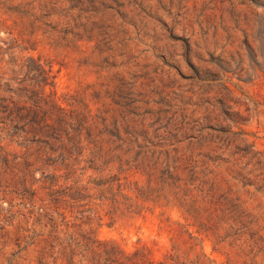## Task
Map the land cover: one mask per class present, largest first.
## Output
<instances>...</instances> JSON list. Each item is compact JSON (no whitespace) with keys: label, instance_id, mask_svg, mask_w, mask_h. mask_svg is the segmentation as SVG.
Returning a JSON list of instances; mask_svg holds the SVG:
<instances>
[{"label":"rangeland","instance_id":"rangeland-1","mask_svg":"<svg viewBox=\"0 0 264 264\" xmlns=\"http://www.w3.org/2000/svg\"><path fill=\"white\" fill-rule=\"evenodd\" d=\"M49 1H57L52 15H46ZM91 1L0 0L1 88L16 59L41 56L51 64L46 91L61 106L74 103L92 114L108 109L111 122L125 115L123 125L141 129L138 142L154 150L148 157L162 159L176 148L195 171L181 174L190 187L202 181L204 191L227 196L226 206L239 210L221 222L217 244L211 232H194L196 239L180 234L185 215L172 203L149 201L138 214L112 215L100 188L88 184L89 196L66 208L75 226L53 232L36 214L48 190L40 181L30 187L41 170L32 178L6 169L4 153L24 148L8 144L0 128V264H64L59 243L86 232L126 252L144 247L155 260L174 248L217 264H264V53L256 37L263 8L248 0H159L170 11L146 14L133 0H93V7ZM47 21L55 30L44 32ZM66 26L72 33H63ZM31 29L34 49L26 42ZM129 173L145 184V174Z\"/></svg>","mask_w":264,"mask_h":264},{"label":"trees","instance_id":"trees-1","mask_svg":"<svg viewBox=\"0 0 264 264\" xmlns=\"http://www.w3.org/2000/svg\"><path fill=\"white\" fill-rule=\"evenodd\" d=\"M248 1L255 8L264 10V0ZM133 2L140 12L146 14L157 13L161 8L170 11V8L159 6V0ZM56 3L49 1L46 4V7L50 4L46 15L56 13ZM240 3L244 4L245 0ZM235 10L234 6L230 8L231 13ZM30 16H34L32 23H35V13ZM44 25L47 27L44 32L55 30V25L50 21L44 22ZM63 33H72V30L66 26ZM32 35L31 29L26 42L30 44L28 47L34 49L36 41ZM256 37L264 53L263 25L259 26ZM14 67L12 77L4 83L6 88L0 86V128L6 132L8 144L16 142L24 149L13 156L5 152L3 161L6 169L14 174L31 175L34 178L33 173L41 170V177L34 178L30 187L40 181V188L48 190V202L37 206L36 214L47 219L53 232L60 225L66 229L75 226L74 223L69 224L66 208H74L82 197L89 196L85 192L89 189L88 184H93L101 190L99 198L108 201L112 215L117 212L122 215L138 214L145 203L164 200L177 206L185 215L186 223H178L181 226L180 234L196 239L194 232L198 237L211 232L217 244L223 240L219 235L221 222L239 209L234 205L232 208L226 206L227 196L216 195L211 189L204 191L202 181L190 187L193 182L181 175L185 171L190 172V175L195 173L192 168H188L189 156L177 154V149L173 148L174 154L165 151L166 155L162 159L159 156L148 157V152L154 150L138 142L137 135L141 129L132 127L130 131L129 126L123 125L127 121L125 115L121 114L120 120L111 122L113 115H109L108 109H97L92 114L74 103L69 108L61 106L46 91L47 86L52 85L51 64L42 60L41 56L16 59ZM7 91L10 94H3ZM158 167L162 171L160 177L156 178ZM133 169L147 176L145 184L140 185L137 180L129 179V172ZM87 171L91 173L86 175ZM84 178L87 180L82 184ZM193 188L198 190L197 194ZM32 190L37 192L36 188ZM235 225L229 224V228ZM237 225L244 226V223ZM191 227H195V230L192 231ZM179 233L175 232L174 237H179ZM193 246L190 243L189 248ZM172 250L162 259L155 260L144 247L126 252L113 241H101L86 232L80 238L71 237L61 241L57 259L63 260L64 264H217L203 253L188 258L179 255L174 248Z\"/></svg>","mask_w":264,"mask_h":264}]
</instances>
